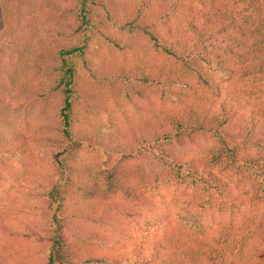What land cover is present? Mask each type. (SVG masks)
<instances>
[{
	"label": "trees",
	"instance_id": "16d2710c",
	"mask_svg": "<svg viewBox=\"0 0 264 264\" xmlns=\"http://www.w3.org/2000/svg\"><path fill=\"white\" fill-rule=\"evenodd\" d=\"M0 264H264V0H0Z\"/></svg>",
	"mask_w": 264,
	"mask_h": 264
},
{
	"label": "rangeland",
	"instance_id": "374dc122",
	"mask_svg": "<svg viewBox=\"0 0 264 264\" xmlns=\"http://www.w3.org/2000/svg\"><path fill=\"white\" fill-rule=\"evenodd\" d=\"M37 37H40V36H34V37H32V40H30L28 42H31V44L33 46L34 43L36 42ZM98 49H99L100 57H98V59L94 60V64L95 65L100 64V60L99 59H101L102 56L105 54V50H104L103 47H100ZM124 57H125V59L127 61L130 59V56H128V55H126ZM105 59H106L105 62L108 63L107 65H109V64L111 65L112 64L114 66L115 65L117 66V65H121L122 64V62H121L122 56L117 57L115 59L114 58H112V59L105 58ZM95 68H98V67H95ZM105 94H106L105 92L101 93L99 98L104 97ZM34 107L35 108H32L29 112H27L28 113V123H27V127H26V129L28 128L27 132L30 131L31 128L36 124V122L38 120H41V118L43 117L42 111L40 109H38L36 106H34ZM105 107L108 110V112L104 111L100 115L99 120H97V124L102 128V131H115L116 127H120L121 126V122L117 123V117H118L119 113L113 112L112 109L114 107L109 102L107 104H105ZM125 111H126V113L127 112L128 113L131 112L130 109H128V110L126 109ZM110 118H113L112 121H110ZM122 127H125V126H123V124H122V126L120 128H122ZM17 182L18 181L15 180V179H13V181H12V184H11L12 187L9 189L10 193L12 195H15L16 192H17L15 190L16 189L15 184ZM168 208H169V214H170L171 218L174 221H176V222H184V223L185 222L191 223L192 216H191V214L189 212L190 210L187 211V208L185 209L184 206L182 204H180V202H178V201L177 202H172V203L169 204ZM207 222H208V225L213 224L212 220H208Z\"/></svg>",
	"mask_w": 264,
	"mask_h": 264
}]
</instances>
